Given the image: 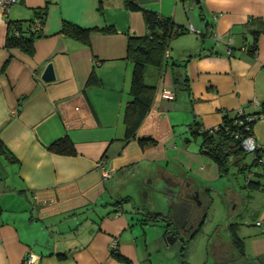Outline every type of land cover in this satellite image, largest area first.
<instances>
[{"label":"crops","instance_id":"crops-1","mask_svg":"<svg viewBox=\"0 0 264 264\" xmlns=\"http://www.w3.org/2000/svg\"><path fill=\"white\" fill-rule=\"evenodd\" d=\"M133 1L186 30L168 40L162 62L146 66L144 80L154 85L151 104L126 141L123 107L131 98L133 67L127 40L147 32L141 10L124 0H18L7 11L0 6V264H23L29 253L37 258L32 264H153L152 245L163 236L166 243L175 238L165 235L160 214L152 221L141 204L118 202L128 196L120 195L126 181L135 178L143 189L145 176L163 172L212 189L211 182L229 175H220L217 163L185 137L192 123L212 129L224 113L261 111L264 0ZM44 4L33 52L6 47L8 19L31 18L33 8ZM63 21L89 28L87 42L62 32ZM253 29L256 48L249 53ZM48 61L55 77L45 81L41 72ZM91 72L95 79L89 81ZM251 131L260 153L254 172L260 187L237 189L226 178L222 186L232 198L222 230L229 240L214 227L210 264H257L264 256V113ZM64 134L74 153L47 147ZM136 137L154 142L141 145ZM231 222L238 247L231 242ZM159 223L162 231L151 232L150 224ZM115 248L128 261L116 258Z\"/></svg>","mask_w":264,"mask_h":264},{"label":"trees","instance_id":"trees-1","mask_svg":"<svg viewBox=\"0 0 264 264\" xmlns=\"http://www.w3.org/2000/svg\"><path fill=\"white\" fill-rule=\"evenodd\" d=\"M125 5L131 9H140L147 27V32L140 36L129 35L127 40V53L131 57L133 62L131 81H130V94L131 98L125 103L123 107V122H124V140L133 139L136 134V130L149 110L153 92L154 85H151L144 80V70L149 63L162 62L165 50L167 48L168 40L176 34H179L186 30V27L182 24L176 23L171 17L160 15L158 12L147 9L140 6L133 0H124ZM34 16L31 18H17L8 19L7 21V34L5 36V46L6 47H18L27 54H31L34 50L33 41L34 38L41 36L42 34V24L44 22V17L46 14V5L33 8ZM38 19L41 27L34 28V22ZM62 32L69 36L77 38L83 42H87L89 28L81 27L75 23L69 21H63L61 29ZM102 30H110V27L104 28ZM253 41L249 44L248 52L253 53L256 48V37L258 30L253 29ZM94 73L91 72L89 75V81L95 79ZM261 111H259L257 116L264 113V100L261 103ZM252 114L245 113L239 114L237 112L230 116L224 113L222 120L218 123L216 128L212 129H201L197 123H192L188 128V135L185 137L186 141L190 140V136L198 141V150L209 156L218 165L220 175H225L230 172L231 167L237 168L238 171L244 172L245 169L249 171L250 166L259 164L260 153L258 147L253 150L251 163L247 164L243 161L244 155L247 152L242 145L241 140L251 131V126L254 119H247L244 115ZM139 144L144 145L148 143H153L154 139L151 137H136ZM0 144L2 142L0 141ZM50 150L61 153H74L75 146L67 134L57 137L47 146ZM246 182L244 186L247 188H258L260 183L258 179H252L251 176L246 175ZM202 188L199 189L200 196H205L206 198L210 196V187L207 185H201ZM128 196L118 199L120 203L121 200H128ZM130 200V199H129ZM208 202V200L206 199ZM206 202V203H207ZM206 208L202 209L201 216L198 221H196L191 229L186 231V237L183 238L180 234L173 232L171 236H179L182 240H190L199 230L201 223L206 215ZM110 209L108 212H111ZM144 210V209H143ZM1 211V207H0ZM140 211V210H139ZM145 214V219L156 221V217L160 212H151L149 210L141 211ZM158 214V215H157ZM165 220V235L171 232L170 223L175 224L169 219ZM231 232L233 244L238 247L239 240L238 234L235 230L236 222H231L228 224ZM113 255L124 261H128V258L121 255L117 248L112 250ZM59 256H63L59 253ZM264 256L258 257L257 264H264L262 259Z\"/></svg>","mask_w":264,"mask_h":264},{"label":"rangeland","instance_id":"rangeland-1","mask_svg":"<svg viewBox=\"0 0 264 264\" xmlns=\"http://www.w3.org/2000/svg\"><path fill=\"white\" fill-rule=\"evenodd\" d=\"M191 11V10H190ZM165 56V55H164ZM164 59V57H163ZM189 144L191 146L198 147V141L199 139L192 138L190 136ZM209 157V156H206ZM251 152H247L244 155L243 161L247 164L251 163ZM210 158V157H209ZM4 166V164L2 165ZM249 173L245 169L244 172H240L235 167H231L230 173L228 176L221 177L220 180L216 182H211L212 189H210V196L207 198L205 196L199 197L201 203L198 205L197 208L194 209V212H197L200 214L202 213V209L207 206L206 208V215L204 217L203 222L201 223V226L197 233L188 241L186 239H181L179 236H177L175 239L170 241L169 243L165 241V238L162 237L161 243H155L152 245V248L154 252L151 255V260L153 264H194L195 262H198L197 264H210V249H212L213 245V237L212 236V230L216 228L218 232H220L221 235L224 236L225 240H229L228 234L223 231V223L229 220V215L227 214L226 205L227 200H229V195L226 196L225 188L222 186L227 180L229 182H232L237 189L244 188L242 187L244 185V182H246V174L251 176L252 179H255V171L256 167L255 165L250 166ZM144 175V174H143ZM145 182L149 185L151 180L149 176H145ZM154 178V177H153ZM155 178L153 179V181ZM135 178L129 181H126V184L124 187H122V191L120 192V195L128 194L129 201H125V205L132 206L137 204H141V209L147 210V208H154L152 203V194H151V188H143L139 189L138 186H136ZM147 185V187H148ZM208 200V202L206 201ZM207 202V203H206ZM128 208V207H127ZM232 220V219H230ZM163 224H150L151 232H156L158 230L162 231V228L160 227ZM217 226V227H216ZM215 227V228H214ZM219 228V229H218ZM160 233V232H159ZM155 234V233H152ZM152 234H149L151 237ZM181 236L183 238L186 237V234L181 233ZM155 237V236H154ZM167 237L170 239L172 238L171 234H167ZM214 248V247H213ZM214 251V249H213ZM202 258H209L207 263L202 261ZM207 260V259H206ZM230 264H249L250 261L248 259L244 260H237L232 259L229 261Z\"/></svg>","mask_w":264,"mask_h":264},{"label":"flooded vegetation","instance_id":"flooded-vegetation-1","mask_svg":"<svg viewBox=\"0 0 264 264\" xmlns=\"http://www.w3.org/2000/svg\"><path fill=\"white\" fill-rule=\"evenodd\" d=\"M154 178L155 180L153 181ZM154 178L149 180V185L144 181L145 188H151L153 207L159 210L161 217L166 220L169 219L175 223H170L169 227H171V232L168 234H172L173 232L177 233V235L181 233L185 234L188 229L193 227L194 223L198 221L201 216L200 212H194V209L201 203L198 204L196 202L197 198L194 197L196 190L198 191V197L200 196L199 189L202 188L201 184L192 183L188 180L174 179L163 172ZM174 199L189 200L192 202V207L187 215V221L184 227L177 224L169 214L171 211L169 205Z\"/></svg>","mask_w":264,"mask_h":264},{"label":"water","instance_id":"water-1","mask_svg":"<svg viewBox=\"0 0 264 264\" xmlns=\"http://www.w3.org/2000/svg\"><path fill=\"white\" fill-rule=\"evenodd\" d=\"M54 77H55V74L53 70V64L51 61H48L41 72V79L48 81V80L54 79ZM194 197L197 198L196 202L199 204L201 201L198 197L197 190H196ZM191 207H192V202L189 200L174 199L173 202L170 203L169 205V208L171 209L169 214L177 224H179L181 227H184L187 221V215L189 211L191 210ZM174 237L175 236H173L172 239Z\"/></svg>","mask_w":264,"mask_h":264},{"label":"built area","instance_id":"built-area-1","mask_svg":"<svg viewBox=\"0 0 264 264\" xmlns=\"http://www.w3.org/2000/svg\"><path fill=\"white\" fill-rule=\"evenodd\" d=\"M16 1H18V0H0V6L4 9V11H7L8 8H9V6L12 3L16 2ZM40 27H41V24H40L39 20L36 19L35 22H34V28H40ZM227 52H230V49H227ZM236 112L239 113V114H243V111L241 109H239ZM244 116L248 120L249 119H255V118L258 117L257 114H246ZM217 126H218V124L215 127H213V129L216 128ZM241 145H242V147L245 150L250 151V152H252L253 150H255L258 147V144L256 143V141H255V139L253 137L252 132L248 133L245 137L242 138ZM255 223L258 224V225L261 224L260 219H256L255 220ZM262 229L264 231V227H262ZM111 244H112L113 247H115L116 240H113L111 242ZM36 259L37 258L32 253H29L25 257V259L23 260V264H32V263H35L36 262Z\"/></svg>","mask_w":264,"mask_h":264}]
</instances>
